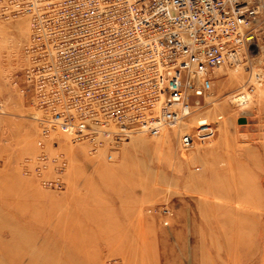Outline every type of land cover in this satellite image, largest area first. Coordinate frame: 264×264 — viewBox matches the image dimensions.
I'll use <instances>...</instances> for the list:
<instances>
[{"label": "rangeland", "instance_id": "1", "mask_svg": "<svg viewBox=\"0 0 264 264\" xmlns=\"http://www.w3.org/2000/svg\"><path fill=\"white\" fill-rule=\"evenodd\" d=\"M254 28L180 124L92 146L41 132L28 18L0 19V264H264V15Z\"/></svg>", "mask_w": 264, "mask_h": 264}, {"label": "built area", "instance_id": "2", "mask_svg": "<svg viewBox=\"0 0 264 264\" xmlns=\"http://www.w3.org/2000/svg\"><path fill=\"white\" fill-rule=\"evenodd\" d=\"M263 15L264 0H0V19L28 18L21 89L41 132L92 146L155 135L200 108L210 69L256 45ZM212 135L195 122L194 139Z\"/></svg>", "mask_w": 264, "mask_h": 264}, {"label": "bare ground", "instance_id": "3", "mask_svg": "<svg viewBox=\"0 0 264 264\" xmlns=\"http://www.w3.org/2000/svg\"><path fill=\"white\" fill-rule=\"evenodd\" d=\"M256 42V41H255ZM246 96L245 95H241L240 97H239V100L242 102V103H244V102H246ZM182 121V120H181ZM180 121V122H181ZM180 122H178L176 125H178V124H180ZM175 126V125H174ZM185 130L184 131H186L187 130V128H184ZM164 137H165V135H164ZM158 138V137H157ZM160 138L161 137H159V139H155V141H158V140H160ZM138 141H143V140H138Z\"/></svg>", "mask_w": 264, "mask_h": 264}]
</instances>
